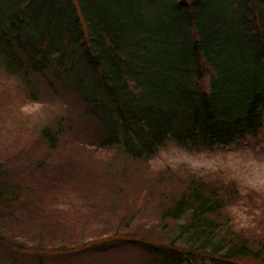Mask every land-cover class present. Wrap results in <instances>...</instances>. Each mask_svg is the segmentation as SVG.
I'll use <instances>...</instances> for the list:
<instances>
[{
  "label": "trees",
  "instance_id": "16d2710c",
  "mask_svg": "<svg viewBox=\"0 0 264 264\" xmlns=\"http://www.w3.org/2000/svg\"><path fill=\"white\" fill-rule=\"evenodd\" d=\"M0 67L32 98L42 88L73 94L96 125L85 141L95 149L139 160L169 142L230 146L264 126V0H0ZM56 125L41 131L51 149L64 132ZM225 176L160 173L153 240L133 229L138 205L121 216L122 230L85 247L135 244L145 264H264V203L241 224L242 193ZM1 177L0 206H12L19 186L0 168ZM13 207L2 211L8 219L21 209ZM17 242L0 231V248ZM33 247L38 262L56 249Z\"/></svg>",
  "mask_w": 264,
  "mask_h": 264
},
{
  "label": "rangeland",
  "instance_id": "374dc122",
  "mask_svg": "<svg viewBox=\"0 0 264 264\" xmlns=\"http://www.w3.org/2000/svg\"><path fill=\"white\" fill-rule=\"evenodd\" d=\"M25 83L0 67V168L19 186L15 195L21 199L0 206V231L22 248H0L1 264H145L149 255L141 246L124 243L101 251L88 249L84 241L122 230L121 216L138 205L143 206L140 225L136 222L133 229L153 240L149 229L158 220L155 194L162 189L157 180L164 172L182 177L193 170L234 179L242 193L235 207L241 224L249 208L264 203V126L258 136L230 146L188 149L169 142L149 159L131 160L116 149L86 144L96 139V125L73 94L42 88L35 99ZM56 123L64 132L51 149L41 131ZM171 179L173 184L179 180ZM13 206L21 209L8 219L5 210ZM18 215L29 224L18 223ZM37 243L56 249L45 250L38 262L31 250Z\"/></svg>",
  "mask_w": 264,
  "mask_h": 264
}]
</instances>
